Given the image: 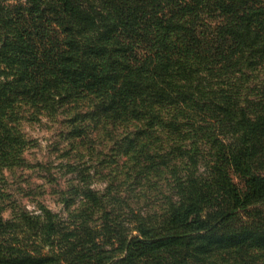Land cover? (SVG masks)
I'll return each mask as SVG.
<instances>
[{
  "label": "trees",
  "instance_id": "1",
  "mask_svg": "<svg viewBox=\"0 0 264 264\" xmlns=\"http://www.w3.org/2000/svg\"><path fill=\"white\" fill-rule=\"evenodd\" d=\"M41 118L63 214L5 188ZM0 264H264V0H0Z\"/></svg>",
  "mask_w": 264,
  "mask_h": 264
},
{
  "label": "rangeland",
  "instance_id": "2",
  "mask_svg": "<svg viewBox=\"0 0 264 264\" xmlns=\"http://www.w3.org/2000/svg\"><path fill=\"white\" fill-rule=\"evenodd\" d=\"M22 131L29 141L24 153L28 166L6 172L5 188L16 204L28 211H36L42 205L63 214L59 191L66 190L69 182L74 181L71 179L75 175L68 173L67 166L76 162L75 151L63 137L59 124L45 118L23 121ZM91 186L102 190L104 184L93 177Z\"/></svg>",
  "mask_w": 264,
  "mask_h": 264
}]
</instances>
